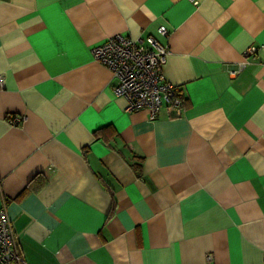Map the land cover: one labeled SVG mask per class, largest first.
<instances>
[{
  "label": "crops",
  "instance_id": "0c3cea01",
  "mask_svg": "<svg viewBox=\"0 0 264 264\" xmlns=\"http://www.w3.org/2000/svg\"><path fill=\"white\" fill-rule=\"evenodd\" d=\"M116 34L168 45L180 115L125 110ZM1 207L20 264H264V0H0Z\"/></svg>",
  "mask_w": 264,
  "mask_h": 264
},
{
  "label": "built area",
  "instance_id": "2783aa9c",
  "mask_svg": "<svg viewBox=\"0 0 264 264\" xmlns=\"http://www.w3.org/2000/svg\"><path fill=\"white\" fill-rule=\"evenodd\" d=\"M194 4L197 2L194 1ZM158 31L164 36L168 34L164 25ZM256 50L255 46H251L245 54ZM168 53V45L150 34L145 38L116 34L92 47L93 57L105 64L116 78L113 92L125 97V110L146 109L151 120L157 117L163 103L171 115H180L185 109L178 86L168 81L162 72ZM243 66L244 63H240L233 71L236 72ZM8 121L18 124L21 118L10 115ZM21 261L16 235L5 208L1 207L0 264H20Z\"/></svg>",
  "mask_w": 264,
  "mask_h": 264
}]
</instances>
